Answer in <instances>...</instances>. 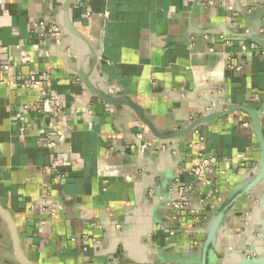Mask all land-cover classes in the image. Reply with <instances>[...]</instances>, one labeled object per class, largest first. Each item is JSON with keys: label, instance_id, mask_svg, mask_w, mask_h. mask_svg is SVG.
Here are the masks:
<instances>
[{"label": "crops", "instance_id": "0c3cea01", "mask_svg": "<svg viewBox=\"0 0 264 264\" xmlns=\"http://www.w3.org/2000/svg\"><path fill=\"white\" fill-rule=\"evenodd\" d=\"M263 20L264 0H0V206L33 264H199L221 211L207 264L264 251V183L242 191L259 159L245 114L158 140L77 76L162 134L212 104L258 110L264 135V50L235 37ZM183 186L193 206L171 212Z\"/></svg>", "mask_w": 264, "mask_h": 264}, {"label": "water", "instance_id": "95a60500", "mask_svg": "<svg viewBox=\"0 0 264 264\" xmlns=\"http://www.w3.org/2000/svg\"><path fill=\"white\" fill-rule=\"evenodd\" d=\"M57 29L59 31V39L63 37V31L62 28L57 26ZM236 38L245 40L247 42H250L254 46L264 50V38L261 37L258 32H246L243 34H237L235 36ZM77 76L79 80L82 82L84 87L94 96L105 102V104L109 106H115V107H126L129 110H131L137 117V119L143 124V126L148 130L150 135L158 140H173L180 137H183L187 135L188 133L195 130L197 127L201 126L202 124H205L212 120H218L222 119L224 117H227L229 115H232L236 112L243 113L247 116L249 121V128L251 133L253 134L258 147H259V159L255 165V168L253 170L252 176L249 178V180L244 184L242 187V191L245 194H248L250 191L257 188L259 185L264 183V135L262 132L261 124H260V112L255 109H251L246 106H227L224 110L216 112L215 108L212 104L208 106L209 113L199 117V118H193V120L188 124V126L180 131V132H173L171 134H162L159 131L156 130V128L153 126V124L150 122V120L145 115V112L143 108L138 105L137 103L133 102L130 98L126 96H121L120 98H117L113 94L109 93L108 91L99 90L95 88L91 82L89 81L88 75L84 74L82 72H77ZM141 146V145H139ZM264 197V192H263ZM174 201H180L179 196L175 199L169 200L170 202ZM186 203L193 206V202L190 199L186 200ZM256 204L259 205L260 201L256 200ZM223 212H218L215 217L212 218L210 223L205 229V240L203 242L202 248H201V255H200V261L199 264H207L208 259V253L209 248L215 246V243L217 241L220 229H221V221L223 218ZM251 216V213L249 214ZM0 218L5 223L7 230L9 232L10 240H11V247L13 250V253L17 257L18 261L21 264H33L23 253L20 245L18 236L16 233L15 225L10 218V216L5 212L2 207L0 206ZM248 226H245V230H247ZM244 233H241L242 237ZM233 253L237 256H239V260L233 262L232 264H264V251H257L253 247H237L233 249Z\"/></svg>", "mask_w": 264, "mask_h": 264}, {"label": "built area", "instance_id": "2783aa9c", "mask_svg": "<svg viewBox=\"0 0 264 264\" xmlns=\"http://www.w3.org/2000/svg\"><path fill=\"white\" fill-rule=\"evenodd\" d=\"M258 34L264 38V20L263 22L261 23V26L258 30ZM52 38L57 42L59 41V31L57 29V27L54 26L53 30H52ZM21 61L22 62H26L28 61V59L24 56L21 57ZM33 87H37V82L33 83ZM53 103L56 105L57 104V100L56 98L53 99ZM54 142H49L47 147L49 149L53 148L54 147ZM150 144L149 143H141V149L143 148H146L147 146H149ZM208 161L207 160H203L194 170H193V175L195 176H199L204 170L205 168L208 166ZM184 188V189H183ZM182 190L180 192V195H179V199L180 201H174V202H170L169 203V207L171 208V212H174V213H180L184 210H186V207H187V204L186 203V200L189 199V196H188V192L190 191V188L187 189L185 188L184 186L180 189ZM194 214V213H193ZM197 218V217H196Z\"/></svg>", "mask_w": 264, "mask_h": 264}, {"label": "rangeland", "instance_id": "374dc122", "mask_svg": "<svg viewBox=\"0 0 264 264\" xmlns=\"http://www.w3.org/2000/svg\"><path fill=\"white\" fill-rule=\"evenodd\" d=\"M1 221L2 219L0 218V264H13L15 261L17 264H21L13 253L11 242L9 244V233L4 229V226L1 225Z\"/></svg>", "mask_w": 264, "mask_h": 264}]
</instances>
